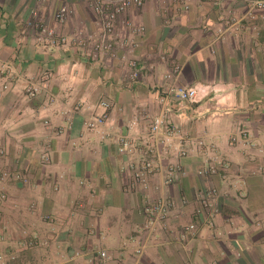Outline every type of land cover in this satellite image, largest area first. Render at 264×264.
<instances>
[{"label":"crops","instance_id":"0c3cea01","mask_svg":"<svg viewBox=\"0 0 264 264\" xmlns=\"http://www.w3.org/2000/svg\"><path fill=\"white\" fill-rule=\"evenodd\" d=\"M32 11L67 41L30 25ZM244 13L239 0H146L98 61L88 0H0V264H264V14ZM171 86L195 99L152 136ZM94 115L105 121L88 128ZM144 159L154 173L136 182L129 168ZM160 197L173 205L150 225Z\"/></svg>","mask_w":264,"mask_h":264},{"label":"built area","instance_id":"2783aa9c","mask_svg":"<svg viewBox=\"0 0 264 264\" xmlns=\"http://www.w3.org/2000/svg\"><path fill=\"white\" fill-rule=\"evenodd\" d=\"M146 0H88L91 9L93 10L99 25V31L96 39L91 43L89 54L95 60L102 61L103 58L112 56L115 53L116 48L118 47V29L121 22L122 14L130 7H140L145 3ZM178 4L181 9L188 10L190 7L191 0H173ZM212 1V0H208ZM244 8L245 15L250 19L255 18V13L260 11L264 14V0H239ZM67 8L61 6L55 13V18L59 21H63L67 16ZM30 25H34L37 28H40L42 31L48 34V37L51 40H55L64 44L67 40L64 36H57L52 29H46L36 11H32V19ZM124 25L132 30L131 22L128 20L123 21ZM87 38L85 36H80L73 38V42L78 45H83L86 43ZM129 66L131 67V78L137 79L139 74V68L135 60L129 61ZM175 73H178L177 67L174 69ZM25 91L28 95L34 96L36 94L37 88L33 83H29ZM196 90L193 87H179L171 86L166 91H162L158 96V103L160 105L159 114L153 119L150 134L152 136L158 135L162 126L167 122V117L173 112V108L176 104L184 101H192L195 99ZM104 106H107L106 103H102ZM105 121L104 116L94 115L86 121V126L88 128H95ZM118 150L121 153H126L131 151L132 143L128 137H121L118 143ZM177 154L183 155L184 150L178 149ZM155 166L151 159H144L141 164L131 165L129 168L130 175L132 179L136 182L146 183L148 178L154 173ZM181 167L178 163L171 165L167 170V176L165 182H171L176 173L180 171ZM209 171L214 172L215 166H209ZM260 171L264 174V165L260 167ZM16 178H20L19 175H16ZM214 191L211 192V194ZM173 205V201L167 200L165 198H158L148 204L147 213H148V223L153 225L154 223L163 220L167 213L169 212L170 207ZM204 206L209 209V213L214 215L215 209L212 207L211 202H204ZM194 228L193 224L185 226L181 233L185 234L186 231ZM26 245H31V242H27ZM101 256H104L105 253L101 252ZM2 255L0 254V260ZM59 264V263H55Z\"/></svg>","mask_w":264,"mask_h":264},{"label":"rangeland","instance_id":"374dc122","mask_svg":"<svg viewBox=\"0 0 264 264\" xmlns=\"http://www.w3.org/2000/svg\"><path fill=\"white\" fill-rule=\"evenodd\" d=\"M1 263V262H0Z\"/></svg>","mask_w":264,"mask_h":264}]
</instances>
